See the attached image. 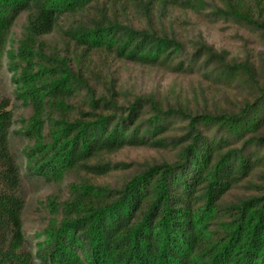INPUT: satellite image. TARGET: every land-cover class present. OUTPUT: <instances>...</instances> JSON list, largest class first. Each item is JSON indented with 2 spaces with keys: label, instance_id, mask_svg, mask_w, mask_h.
Listing matches in <instances>:
<instances>
[{
  "label": "trees",
  "instance_id": "trees-1",
  "mask_svg": "<svg viewBox=\"0 0 264 264\" xmlns=\"http://www.w3.org/2000/svg\"><path fill=\"white\" fill-rule=\"evenodd\" d=\"M170 5L264 38V0H0V264H264V68L190 50L154 21ZM96 55L197 74L219 100L126 93ZM130 147L173 158H109ZM23 181L66 186L31 231Z\"/></svg>",
  "mask_w": 264,
  "mask_h": 264
},
{
  "label": "rangeland",
  "instance_id": "rangeland-1",
  "mask_svg": "<svg viewBox=\"0 0 264 264\" xmlns=\"http://www.w3.org/2000/svg\"><path fill=\"white\" fill-rule=\"evenodd\" d=\"M208 1L217 2L218 0ZM129 11V16L136 25L145 26L147 24L146 20L137 15L134 9L131 8ZM154 13L155 23L160 24L168 32L177 33L179 40L184 42L190 50L203 39L216 50H227L232 56L245 57L251 55L257 64L264 68V38L248 28L217 19L212 16L211 10L197 12L192 8L170 5L166 12L161 13L156 8ZM94 58L96 65L100 68L105 57L96 55ZM106 59V66H102V71L104 74L113 75L120 90L126 91V93L135 95L154 94L159 99H165L166 102L188 103L191 107L203 106L206 97L208 100L210 99L209 104L219 100V95L216 96L214 89L209 87L208 83L197 74L171 73L125 60L112 59L109 56H106ZM1 87L2 84L0 89ZM109 158L115 162L133 163L135 170L139 169L136 163L171 160L173 154L144 147H130L110 155ZM122 177L121 172H116L102 180L116 182L120 181ZM22 184L26 202L25 227L27 231H31L34 227L39 226L43 219L42 202L44 203L50 195L62 194L65 192L66 186L63 185L60 188L27 181H23ZM236 194L240 195V192H236ZM230 197L231 199L234 198L233 196Z\"/></svg>",
  "mask_w": 264,
  "mask_h": 264
}]
</instances>
